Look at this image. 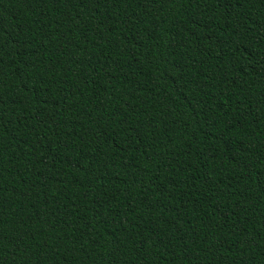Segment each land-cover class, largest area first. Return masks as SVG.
Returning <instances> with one entry per match:
<instances>
[{"label":"trees","instance_id":"16d2710c","mask_svg":"<svg viewBox=\"0 0 264 264\" xmlns=\"http://www.w3.org/2000/svg\"><path fill=\"white\" fill-rule=\"evenodd\" d=\"M0 264H264V0H0Z\"/></svg>","mask_w":264,"mask_h":264}]
</instances>
